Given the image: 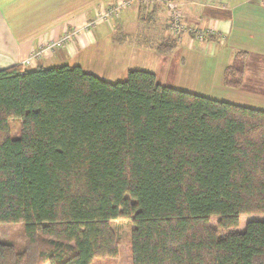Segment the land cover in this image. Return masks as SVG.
<instances>
[{"label":"trees","instance_id":"1","mask_svg":"<svg viewBox=\"0 0 264 264\" xmlns=\"http://www.w3.org/2000/svg\"><path fill=\"white\" fill-rule=\"evenodd\" d=\"M246 57L225 85H242ZM116 219L132 222V264H264V109L141 68L117 81L0 68V223H24L21 250L0 240V264H111Z\"/></svg>","mask_w":264,"mask_h":264},{"label":"crops","instance_id":"2","mask_svg":"<svg viewBox=\"0 0 264 264\" xmlns=\"http://www.w3.org/2000/svg\"><path fill=\"white\" fill-rule=\"evenodd\" d=\"M122 1L0 0V68L22 63L33 69L29 66L33 50L60 38L66 29L83 26L102 10ZM176 1L189 26L212 29V34L200 39L185 32L171 51H160L159 43L172 37L166 7L160 3L146 7L134 1L110 18L99 20L91 29L77 33L62 48L71 56L85 51L90 57L98 56L107 75L119 76L123 72L126 78L131 68L146 69L153 71L163 84L264 109V83L259 82L261 73L264 77L261 1ZM240 50L247 52L244 81L239 87H229L223 80L224 70Z\"/></svg>","mask_w":264,"mask_h":264},{"label":"rangeland","instance_id":"3","mask_svg":"<svg viewBox=\"0 0 264 264\" xmlns=\"http://www.w3.org/2000/svg\"><path fill=\"white\" fill-rule=\"evenodd\" d=\"M103 11V10H102ZM101 11V12H102ZM63 46H55L54 48L45 49L41 51V47L33 50L31 55H33L31 59L32 67H49L52 65H61V64H69V65H81L86 71L92 72L100 77H104L107 80L115 81L118 79H124L123 72L119 74V76H111L105 73L106 66L103 61L98 57L93 55L90 57L86 55V51L76 53L71 56ZM40 52V53H38ZM99 58V59H98ZM26 63H28L26 61ZM38 64V66H36ZM34 65V66H33ZM133 67H141V66H133ZM119 77V78H118ZM263 74H260L259 82L264 83ZM259 105V104H258ZM9 124L11 127V135L12 137H18L20 134V119L12 118L9 120ZM250 219V215H243L241 219L240 228H244L246 221ZM114 227L117 232V237L119 241V255L114 258V260L110 261L111 264H132L131 262V227L132 222L129 219H116L113 221ZM0 240L7 241L13 243L18 250L23 248L24 243V223L16 222V223H0Z\"/></svg>","mask_w":264,"mask_h":264},{"label":"built area","instance_id":"4","mask_svg":"<svg viewBox=\"0 0 264 264\" xmlns=\"http://www.w3.org/2000/svg\"><path fill=\"white\" fill-rule=\"evenodd\" d=\"M134 1H139L146 7H151L158 3L164 5L168 11V29L172 38L180 39L185 32H192L197 36V38L200 39H205L212 34V29H202L189 26L184 20L182 7L176 0H123L122 2L112 5L108 9L100 12L95 19L88 21L83 26L66 29L60 38L56 39L55 41H48L43 47H41V51L54 48L55 46H64L65 44L72 41L73 37H75L77 33L91 29L99 22V20L110 18L113 14L117 13L122 6H127ZM260 1L264 5V0ZM32 57L33 55L31 58ZM26 61H30V58Z\"/></svg>","mask_w":264,"mask_h":264}]
</instances>
